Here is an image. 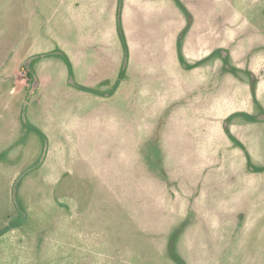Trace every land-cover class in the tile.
Segmentation results:
<instances>
[{
    "label": "rangeland",
    "instance_id": "rangeland-1",
    "mask_svg": "<svg viewBox=\"0 0 264 264\" xmlns=\"http://www.w3.org/2000/svg\"><path fill=\"white\" fill-rule=\"evenodd\" d=\"M190 2L189 55L231 53L223 111L179 59L175 88L125 71L85 92L60 57L30 67L59 51L61 0H0V264H264V171L225 132L261 112L247 72L264 109V0ZM230 128L264 168V119Z\"/></svg>",
    "mask_w": 264,
    "mask_h": 264
},
{
    "label": "crops",
    "instance_id": "crops-1",
    "mask_svg": "<svg viewBox=\"0 0 264 264\" xmlns=\"http://www.w3.org/2000/svg\"><path fill=\"white\" fill-rule=\"evenodd\" d=\"M180 1L191 12L195 24L197 13L189 5L190 0ZM119 8L120 0H61L57 13V27L60 33H56V37L52 33V44L70 59L78 85L91 89L87 87L91 83H86L88 80L99 84L108 83L112 79L116 80L121 74L125 50L118 32ZM120 19L129 51L127 76L137 73L144 78L158 79L164 78L163 74L167 73L171 85L169 88H175L179 59L178 37L187 25L176 1L123 0ZM193 29L194 25L187 33L185 43L183 42V53L188 63L194 65L210 58L214 53L216 56L191 70L181 66L185 75L194 73L204 76L199 85L206 86V99H216L217 108L219 109L220 102V111H223L226 72L223 51H226V48L215 38V45H210L208 51L203 53L205 40L201 39V46L196 47L195 53L189 55V50L193 49L188 46L187 39ZM125 83V80L122 81V85ZM257 99L259 101L258 87Z\"/></svg>",
    "mask_w": 264,
    "mask_h": 264
},
{
    "label": "trees",
    "instance_id": "trees-1",
    "mask_svg": "<svg viewBox=\"0 0 264 264\" xmlns=\"http://www.w3.org/2000/svg\"><path fill=\"white\" fill-rule=\"evenodd\" d=\"M175 1L177 3L178 7L180 8V10L183 12V14H184V16L186 18V21H187L186 28L184 29V31L178 37V57H179L180 64L185 69L191 70L193 68L201 66L202 64L205 63V61H207V60H209L211 58H214L216 56V53H214L212 56H210V58H208V59H206V60H204L202 62H198V63H196L194 65H190L188 63V61H187V59H186V57H185V55L183 53V42H184V39H185L187 33L190 31V29H191V27L193 25V16H192L191 12L188 10V8L180 0H175ZM122 2H123V0H120V8H119V12H118V32H119V35H120V38L122 40L123 47H124V50H125V60H124V64H123V68H122V72H121V75L123 76V74L125 73V71L127 69L129 51H128V45H127V42H126V38H125V35H124V31H123V28H122V25H121V19H120ZM223 52L225 53L224 58H223L225 70L227 72H229V73L235 74L236 72H235L234 68L230 65V61H229L230 60V56H229L228 52L227 51H223ZM54 57L62 58L63 61L68 66V70H69V84H70V86H72L73 88H76V89H78L80 91L92 92L91 89L85 88V87L80 86V85H78L76 83V81L74 79V74H73V68H72L71 61L68 58V56L66 54H64L63 52H61L60 50L59 51H53V52H50V53H47V54L36 55V56L30 58L29 60H27V64L30 67H34L37 63L41 62L43 59H45V58H54ZM247 74H248V77H249L250 87H251V92H252V96H253L254 102L261 109V112L257 116L250 115V114H247V113H234V114L230 115L225 121V132H226L227 136L235 143L236 146H238V147H240V148H242L244 150V152H245V154L247 156V159H248V168L250 170L254 171V172L259 173V172H263L264 168H257V167H255L253 165L251 157H250V155L248 153V150L246 149L244 144L233 135V133L231 131V128H230V125L232 124V122L238 116L245 117L247 120L252 121V122H260V121H262L264 119V109L261 107V105H260V103H259V101L257 99V85H258L257 78L252 72H247ZM120 83H121V81L119 80L117 82V85H120ZM22 124L29 132H35L40 137V139L43 142V153L41 155V158L37 162L38 165H41L45 161L46 156H47L48 138H47V136L45 135V133L43 131H41L39 128L33 126L28 121L26 116L23 115V114H22ZM15 197H16V202H18V204H20L19 196L16 195ZM19 213L21 215V218L24 219L25 218V211L22 208V206H20V205H19ZM178 263L179 264H185L180 259L178 260Z\"/></svg>",
    "mask_w": 264,
    "mask_h": 264
}]
</instances>
